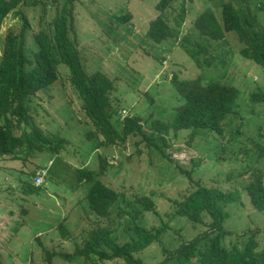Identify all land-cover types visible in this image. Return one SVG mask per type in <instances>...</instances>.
<instances>
[{
	"label": "rangeland",
	"instance_id": "rangeland-1",
	"mask_svg": "<svg viewBox=\"0 0 264 264\" xmlns=\"http://www.w3.org/2000/svg\"><path fill=\"white\" fill-rule=\"evenodd\" d=\"M157 1L77 0L75 41L82 67L87 74L100 72L114 80L111 99L117 117L139 118L147 135L152 122L172 121L183 104L172 84L174 79L200 78L231 85L240 94L221 134L201 130L190 140L189 130L176 137L169 133L163 153L170 161L156 149L147 148L140 136L128 137L117 147H99L97 140L87 139L94 129L80 124L84 118L79 99L68 70L60 65V81L29 103L30 125L50 137L53 153L21 155L17 167H4L0 161V264H46V251L57 254L52 264H125L121 259L100 261L96 255L92 261L80 257L69 261L58 254L75 253L99 227L110 229L121 244L135 235L134 223L147 229L165 223L157 241L134 254L141 264H162L182 243L207 230L205 216L202 224L194 225L184 217L167 215L174 210L173 201H181L185 191L194 190V183L240 196L239 201L224 207L226 231H264V211H255L243 190L251 180L248 171L264 174V155L260 153L264 103L254 100L264 94V68L241 56L244 44L235 33H225L223 40L214 41L201 37L194 27V18L206 10L221 22V6L231 4L243 19L255 18L252 34L264 33V0H178L162 15L173 37L155 44L146 30L157 16ZM19 11L31 32L43 27L52 30L55 7L50 0L27 1ZM119 15L130 19L121 24L116 19ZM21 23L16 13L6 17L0 29V53L7 32H18ZM98 154L105 157L108 167L97 180L121 195L104 219L88 207L91 184L77 183L80 170L98 171ZM49 165L43 187L25 195L32 174ZM180 169L191 173L192 184L180 175ZM143 197L153 201L158 216L138 204ZM60 225L67 231L65 238ZM260 242L264 246V236ZM166 264L176 261L170 257Z\"/></svg>",
	"mask_w": 264,
	"mask_h": 264
},
{
	"label": "trees",
	"instance_id": "trees-1",
	"mask_svg": "<svg viewBox=\"0 0 264 264\" xmlns=\"http://www.w3.org/2000/svg\"><path fill=\"white\" fill-rule=\"evenodd\" d=\"M27 1L31 0H0V29L11 13H16L22 20L18 32H7L0 53V161L20 162L21 155L29 156L34 152L53 153L54 147L49 141L50 137L30 125L29 103L39 93L47 92L60 81V65H64L68 70L70 85L79 99V111L84 118L79 120L80 124L94 129L88 133L87 139L97 140L99 147H117L124 144L128 137L140 136L147 148L156 149L170 161L163 153V148L168 146L169 133L176 137L180 131L189 130L190 140L201 130L221 134L222 125L233 113L239 98L237 88L226 83L202 81L200 78L181 82L174 79L172 84L183 104L176 109L172 121L152 122L151 134L147 135L143 132L139 118L117 117L119 114L116 113L111 99L114 80L100 72L87 74L84 71L75 41L74 11L77 0H64L61 3L50 0L55 7V15L51 21L52 30L48 31L43 27L38 32H31L27 19L19 11ZM176 1L178 0L157 1V16L148 24L146 30L148 39L153 43L160 44L173 37L171 28L162 15L170 10ZM116 19L123 24L130 16L119 15ZM254 24L255 18L243 19L231 4L221 6V22L209 10L194 18V27L203 38L221 41L225 33H235L240 43L244 44L240 50L241 56L264 68V33L252 34L251 28ZM254 100L264 103V94L254 96ZM260 153L264 155V143L260 146ZM97 158L98 171L80 170L77 183L91 184L86 195L88 207L97 218L104 219L108 216L112 204L116 203L121 195L97 180L104 176L108 167V161L102 154H98ZM49 167L50 165L42 169L48 170ZM179 172L189 184L193 183L190 172L181 169ZM248 172L251 180L243 190L251 207L255 211L263 212L264 174L257 170ZM26 184L29 191H24L25 195L41 189L35 187L33 182ZM194 185V190L188 189L182 194L181 201H173L174 210L167 215L169 218L184 217L194 225L202 224L205 216L209 220L207 230L191 241L182 243L173 256L169 254L162 264H166L170 257H173L176 264H264V246L260 242L264 231L254 229L233 234L224 229L228 219L224 207L239 201L240 196L235 192L207 189L196 183ZM138 204L145 211L158 216L150 198H140ZM162 224L166 226L165 223ZM162 224L147 229L134 223L135 235H130V240L121 244L116 242L110 229L99 227L91 231L81 249L70 255L58 256L69 261L76 257L87 261L96 255L100 261L121 259L125 264H141L134 258V254L157 241L163 229ZM58 228L61 236L65 238L67 231L64 226L60 225ZM55 256L56 253L46 251L44 261L46 264H52Z\"/></svg>",
	"mask_w": 264,
	"mask_h": 264
},
{
	"label": "built area",
	"instance_id": "built-area-1",
	"mask_svg": "<svg viewBox=\"0 0 264 264\" xmlns=\"http://www.w3.org/2000/svg\"><path fill=\"white\" fill-rule=\"evenodd\" d=\"M122 115H125V112H122ZM46 176H47V170L46 169L40 170V172H36L35 178L33 179V185L35 187L42 186Z\"/></svg>",
	"mask_w": 264,
	"mask_h": 264
},
{
	"label": "crops",
	"instance_id": "crops-1",
	"mask_svg": "<svg viewBox=\"0 0 264 264\" xmlns=\"http://www.w3.org/2000/svg\"><path fill=\"white\" fill-rule=\"evenodd\" d=\"M8 164H16V167H17V165L19 166V162L18 161H15V162H6V163L4 162V165H5L4 167H8Z\"/></svg>",
	"mask_w": 264,
	"mask_h": 264
},
{
	"label": "clouds",
	"instance_id": "clouds-1",
	"mask_svg": "<svg viewBox=\"0 0 264 264\" xmlns=\"http://www.w3.org/2000/svg\"><path fill=\"white\" fill-rule=\"evenodd\" d=\"M46 170H47V169H46ZM35 175H36V173H35ZM35 175H34V178H35ZM47 176H48V170H47ZM47 176H46V178H47ZM34 178H33V179H34ZM46 178L44 179V183H43V185L45 184V180H46ZM33 179H32V182H33ZM43 185L40 186V187H43ZM40 187H39V188H40Z\"/></svg>",
	"mask_w": 264,
	"mask_h": 264
}]
</instances>
